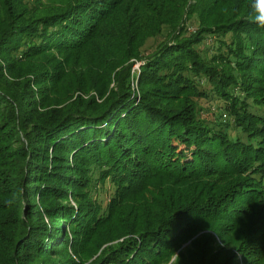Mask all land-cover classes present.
I'll return each mask as SVG.
<instances>
[{
  "label": "trees",
  "instance_id": "obj_1",
  "mask_svg": "<svg viewBox=\"0 0 264 264\" xmlns=\"http://www.w3.org/2000/svg\"><path fill=\"white\" fill-rule=\"evenodd\" d=\"M0 264H264V0H0Z\"/></svg>",
  "mask_w": 264,
  "mask_h": 264
},
{
  "label": "rangeland",
  "instance_id": "obj_2",
  "mask_svg": "<svg viewBox=\"0 0 264 264\" xmlns=\"http://www.w3.org/2000/svg\"><path fill=\"white\" fill-rule=\"evenodd\" d=\"M191 2V1H190ZM184 25V26H183ZM182 27L184 28V36H189L193 32H195L197 28V21L192 16L187 18L184 22ZM167 32L164 29L162 31V34H160L156 38H149L146 40L144 46L142 47V51L144 54L149 53L150 51L156 49L160 44L167 42ZM210 39L205 40L204 44L200 45L199 48L205 49L210 46L212 37H209ZM140 61H135L131 68V74H135V72L139 69ZM133 89H136V83L133 82ZM79 93H75L73 95V99L77 96ZM83 98H88L90 96H95L94 92H89L87 94L81 95ZM197 106L199 108L198 114L201 118L206 119L208 122H227L229 117L226 115V113L223 110V103L219 99L214 100H198ZM112 189L110 188V185L108 183L104 184L103 186L97 185L96 190L93 192V196L96 197L98 200H100L103 205L108 201L109 197L111 196Z\"/></svg>",
  "mask_w": 264,
  "mask_h": 264
},
{
  "label": "clouds",
  "instance_id": "obj_3",
  "mask_svg": "<svg viewBox=\"0 0 264 264\" xmlns=\"http://www.w3.org/2000/svg\"><path fill=\"white\" fill-rule=\"evenodd\" d=\"M177 255L179 256V254L177 253Z\"/></svg>",
  "mask_w": 264,
  "mask_h": 264
}]
</instances>
